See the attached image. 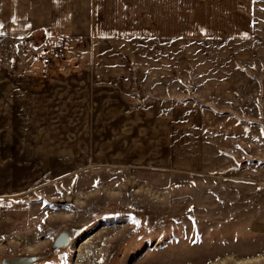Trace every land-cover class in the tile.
<instances>
[{
	"label": "rangeland",
	"instance_id": "obj_1",
	"mask_svg": "<svg viewBox=\"0 0 264 264\" xmlns=\"http://www.w3.org/2000/svg\"><path fill=\"white\" fill-rule=\"evenodd\" d=\"M235 1L178 0V36H163L162 59L177 61L179 74L189 66L197 87V95L176 101L201 111L190 116L202 121L198 132L178 125L189 135L179 141V153L200 146L197 170L134 167L95 158L89 149L79 154L69 132L65 143H55L60 147L46 148L35 130L33 143L42 147L18 148L25 157L31 151L34 162L15 165L17 190L0 200V264L24 258L36 259L30 264H264V0ZM84 43L77 55L84 61L127 53L106 55ZM11 48L1 36L0 78L34 76L26 64H15L49 50ZM87 134L93 132L83 140ZM153 139L150 134L145 145ZM9 186L2 181L3 189ZM65 232L76 236L55 249Z\"/></svg>",
	"mask_w": 264,
	"mask_h": 264
},
{
	"label": "crops",
	"instance_id": "obj_2",
	"mask_svg": "<svg viewBox=\"0 0 264 264\" xmlns=\"http://www.w3.org/2000/svg\"><path fill=\"white\" fill-rule=\"evenodd\" d=\"M250 2L254 4V0ZM177 3L0 0V37L10 38L11 50L41 52L42 48L50 49L58 35H66L70 46L67 59L52 67L40 60L15 64H26L34 76L0 78V200L17 190L12 182L18 178L15 165L34 162V154L28 149L41 144L60 147L55 143H65L67 136L63 133L67 132L73 133L75 142L71 146L75 151L80 149L79 154L89 149L90 156L134 167L184 171V165L189 172L197 170L203 157L200 146L179 153V141L189 135L178 125L189 123L198 132L202 121L190 116L201 111L176 102L188 100L197 87L192 86L189 66L179 74L178 62L161 56L166 48L164 38L178 36ZM81 41L88 46L93 42L94 51L106 55L127 53L121 58L80 60ZM130 51L138 54L131 56ZM199 79L197 83L204 88L207 81L203 76ZM91 116L102 118L99 122L82 119ZM35 130L43 138L38 139L41 144L33 143ZM99 131H104V136L94 134ZM86 132L93 134L84 135L83 140L81 135ZM150 134L154 139L145 145ZM18 148H27L29 157L19 154ZM45 156L49 158L50 152ZM3 180L9 181V189L2 188Z\"/></svg>",
	"mask_w": 264,
	"mask_h": 264
},
{
	"label": "built area",
	"instance_id": "obj_3",
	"mask_svg": "<svg viewBox=\"0 0 264 264\" xmlns=\"http://www.w3.org/2000/svg\"><path fill=\"white\" fill-rule=\"evenodd\" d=\"M69 54V43L66 35H58L55 39L54 45L46 52L39 56V60L45 66H53L65 60ZM15 259L8 261L12 264ZM6 264V263H5Z\"/></svg>",
	"mask_w": 264,
	"mask_h": 264
},
{
	"label": "bare ground",
	"instance_id": "obj_4",
	"mask_svg": "<svg viewBox=\"0 0 264 264\" xmlns=\"http://www.w3.org/2000/svg\"><path fill=\"white\" fill-rule=\"evenodd\" d=\"M76 236V234H74V235H72V234H70L69 232H65V233H63V235H62V237H64L65 238V242H64V244H66V245H64L63 244V242H61V240H59L56 244V246H55V249H65V248H67V243L68 242H72V240H73V238ZM23 260H15V261H13L12 262V264L14 263V264H21V263H23L22 262ZM26 262V261H25ZM30 264V263H29Z\"/></svg>",
	"mask_w": 264,
	"mask_h": 264
},
{
	"label": "water",
	"instance_id": "obj_5",
	"mask_svg": "<svg viewBox=\"0 0 264 264\" xmlns=\"http://www.w3.org/2000/svg\"><path fill=\"white\" fill-rule=\"evenodd\" d=\"M15 260H23L21 264H25V263H33L36 261L35 258H24V259H15ZM26 261V262H25ZM14 264V263H13Z\"/></svg>",
	"mask_w": 264,
	"mask_h": 264
}]
</instances>
